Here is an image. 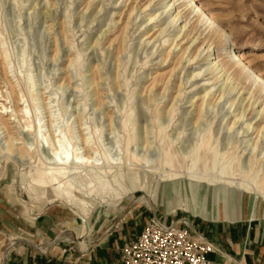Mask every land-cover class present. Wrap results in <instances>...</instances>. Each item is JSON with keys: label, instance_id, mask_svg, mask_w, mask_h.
Wrapping results in <instances>:
<instances>
[{"label": "rangeland", "instance_id": "rangeland-1", "mask_svg": "<svg viewBox=\"0 0 264 264\" xmlns=\"http://www.w3.org/2000/svg\"><path fill=\"white\" fill-rule=\"evenodd\" d=\"M195 1L172 26L177 13L169 17L160 0H0L5 201L18 202L29 219L52 216L57 239L75 249L153 218L190 221L192 186L219 187L215 200L225 205L233 202L230 189L249 194L264 212V85L232 61L244 54L264 80V0ZM53 135L100 146L101 162L121 167L94 171L95 188L78 178L41 185L58 168ZM164 190L163 203L175 202L170 215L157 204Z\"/></svg>", "mask_w": 264, "mask_h": 264}, {"label": "crops", "instance_id": "crops-1", "mask_svg": "<svg viewBox=\"0 0 264 264\" xmlns=\"http://www.w3.org/2000/svg\"><path fill=\"white\" fill-rule=\"evenodd\" d=\"M190 185L183 183V196L186 198L184 205L189 207L191 213L194 201L188 195ZM192 188L196 193L194 203L197 211L196 216L189 215L188 218L193 229L220 251L207 258L215 264H233L236 261L264 264V212L258 210L255 199L249 194L243 195L230 189L233 202L225 205L221 200H215L220 195L219 187ZM201 194L203 198L199 199ZM161 195L157 204L163 206L165 215H170L175 202L166 205L163 203L166 190ZM75 215L82 219L77 213ZM176 221L173 217L168 218V224ZM57 226L58 222L52 216L29 219L18 202H8L0 196V264H121L123 250L120 247L135 241L145 228V225L139 229L128 227L115 240L106 238L103 244L101 241L90 247L86 239L80 248L75 249L57 239ZM82 231L86 236L90 233L86 221L83 222Z\"/></svg>", "mask_w": 264, "mask_h": 264}, {"label": "bare ground", "instance_id": "bare-ground-1", "mask_svg": "<svg viewBox=\"0 0 264 264\" xmlns=\"http://www.w3.org/2000/svg\"><path fill=\"white\" fill-rule=\"evenodd\" d=\"M181 1H183L182 4L177 5V3L178 2L180 3ZM160 3L167 4L165 13H167V15H170L169 17L172 18V15L177 13L176 16L173 17V19L171 20V25L176 26L180 22V19H179L180 15L185 10L182 8L183 7H186V8L191 7V9H192V6L196 4V1L190 0V2H189V0H172V1L167 2V0H160ZM148 7L149 6H147L146 8H148ZM196 8H198V10L197 11L194 10V11L197 13V15L200 12V14H199L200 18H202V16L203 17L207 16V14L203 11V9L200 7V5H197ZM185 14L183 15L184 17H185ZM150 20H153V18ZM209 21H212L211 17H209ZM185 29H186V25L181 27V31L184 32V36H183L182 40L187 36V30H185ZM148 38H149V36H148ZM198 39L194 40L193 44H196ZM234 58H235V60L233 59L232 61H233L234 65L239 67L241 74L246 73L248 76H250L251 79H253V81L256 84L259 85V87H261L260 85H264L263 77L260 74L256 73L250 67L249 63L247 62V58L244 56V54H237L234 56ZM212 64H213V67L216 66V64H214V63H212ZM262 89L264 90V87ZM208 93L210 94V91H208ZM261 118H263L262 115H261ZM235 123H234V126H235ZM39 125H40V123H39ZM39 125H37V126H39ZM246 127L249 129L251 126H250V124H248ZM263 129H264V127L261 130H263ZM38 133L39 132L37 131V133L35 135L36 139L39 141V143L42 144V141L40 140L41 135H39ZM53 137H54V146L51 145L52 146L51 158L54 161V165L58 168L55 169L56 173L52 174V176L49 178V181H44V180L48 179L46 176L41 178V180L39 181L41 185H48L49 186L50 184H53L55 182V180H57L58 177H60L62 179H70V178H76L77 179L78 178L81 181V183L83 184V186L85 184H89L88 187L95 188V185L94 186L92 185V184H95V179L97 178V176L95 177V175L93 173L94 171H100V172L103 171L104 172L106 169H116L118 166H120V164H118L117 162H114L115 160L113 162H110L108 160H106V161L102 160V162H101V159L99 158V153H101L100 152V146H98V148H96V149L90 148L88 145L89 143L87 141L84 142L83 140H80L79 145L73 144V142H72V145H69L70 143L67 141L69 143V144H67L64 141V139L62 137H60V135H58V136L53 135ZM65 139H66V137H65ZM64 143L67 145H64ZM42 147L44 149V146H42ZM168 163H170V162H168ZM62 170L63 171L65 170V172H61ZM87 172H89V173H87ZM100 172H99V174H100ZM106 172H108V170H106ZM106 172H105V174L108 175L109 173H106ZM112 175H114L113 176L114 179H119V177H120V175L116 174L115 172L112 173L111 176ZM55 177H56V179H55ZM72 181H73L72 179H71V181L69 180L65 185V187L67 186L68 191L72 190L73 183L75 182L74 181L72 183ZM224 185H227V184H224ZM99 191L100 190H98V192ZM75 213H77V212H75Z\"/></svg>", "mask_w": 264, "mask_h": 264}, {"label": "built area", "instance_id": "built-area-1", "mask_svg": "<svg viewBox=\"0 0 264 264\" xmlns=\"http://www.w3.org/2000/svg\"><path fill=\"white\" fill-rule=\"evenodd\" d=\"M216 247L188 220L147 222L139 237L123 248L121 264H215Z\"/></svg>", "mask_w": 264, "mask_h": 264}]
</instances>
